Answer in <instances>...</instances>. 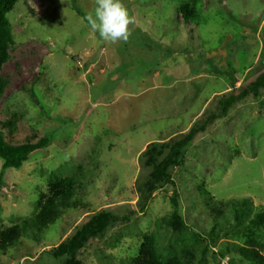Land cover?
<instances>
[{"label":"rangeland","instance_id":"1","mask_svg":"<svg viewBox=\"0 0 264 264\" xmlns=\"http://www.w3.org/2000/svg\"><path fill=\"white\" fill-rule=\"evenodd\" d=\"M123 3L130 36L115 43L88 24L95 0H17L6 15L0 129L12 143L52 139L0 177V264H67L50 250L103 210L121 220L78 251L81 264H134L150 248L157 264H248L238 245L264 255V228L242 231L264 206V88L198 133L144 202L146 150L160 160L264 71V0ZM54 196V219L31 222ZM174 197L186 228L169 222ZM244 198L236 221L228 202Z\"/></svg>","mask_w":264,"mask_h":264},{"label":"trees","instance_id":"2","mask_svg":"<svg viewBox=\"0 0 264 264\" xmlns=\"http://www.w3.org/2000/svg\"><path fill=\"white\" fill-rule=\"evenodd\" d=\"M16 3L17 0H0V95L7 83L1 74V69L3 63L9 58L8 42H12L11 26L6 15L14 9ZM192 4L194 6L196 4V0H192ZM190 5V1L181 5V11L185 15L186 19L191 16ZM263 88L264 71L247 85V90L243 92L232 91L228 95L223 96L220 100L218 110L211 112L205 119L198 121L190 127L183 137L179 138L174 144H172L169 152L160 160L157 157V154H161V151L156 146H150L146 150L147 163L149 165H153L154 168L147 182V192L145 194L144 202L149 200L150 196L160 183L171 180L172 173L170 168L179 163L184 154L185 147H187L195 139L198 133L205 131L207 127L214 123L217 119L227 116L230 109L239 101L245 99L248 95L251 94L259 98L260 91ZM261 102L264 103V100H261ZM51 139L52 137L45 135L36 141L28 140L22 143H12L6 139L4 129H0V157L4 160L0 177L3 176L5 170L9 167H21L31 152L38 148L47 146ZM68 181H70V178L65 181L64 185L56 184L53 187L54 189L56 187L61 189V187L69 186L70 183H67ZM54 200L55 196L50 198L41 208L39 213H36L30 221L35 224L42 225L43 223L46 224L49 223L50 220H53L54 214H52V212L54 211ZM173 201L175 208L169 218V222L176 229L186 228L187 224L183 216L179 213L178 200L174 197ZM228 203H232V205L236 208V221H240L244 215L248 214L250 199L244 198L241 200H232ZM127 218L128 216H125L122 219ZM119 220L121 219L118 214L106 210L100 211L92 215L90 219L80 226L72 236L53 247L50 252L55 257H64L67 264H81V262L76 259L78 251L84 247L91 238L104 234L111 225ZM261 228H264V206L259 207L254 214V218L250 222V226L242 231L247 235H255L258 232L263 231ZM4 235L9 240L11 245L13 244L12 238L18 237L19 231L15 228H9V230L4 232ZM237 251L245 257L248 264H264V255L260 253L257 248L238 245ZM156 252L157 251L154 248H150L146 252H141V256L135 259L134 264H157L153 259ZM161 261V264L170 263L168 260H165L164 262L162 257Z\"/></svg>","mask_w":264,"mask_h":264},{"label":"clouds","instance_id":"3","mask_svg":"<svg viewBox=\"0 0 264 264\" xmlns=\"http://www.w3.org/2000/svg\"><path fill=\"white\" fill-rule=\"evenodd\" d=\"M95 8L86 17L91 29L104 41H127L131 19L123 0H95Z\"/></svg>","mask_w":264,"mask_h":264}]
</instances>
